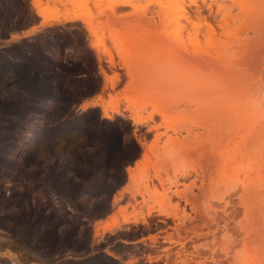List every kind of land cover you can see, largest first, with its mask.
<instances>
[{
    "label": "rangeland",
    "instance_id": "374dc122",
    "mask_svg": "<svg viewBox=\"0 0 264 264\" xmlns=\"http://www.w3.org/2000/svg\"><path fill=\"white\" fill-rule=\"evenodd\" d=\"M159 7L0 0V264H264V0Z\"/></svg>",
    "mask_w": 264,
    "mask_h": 264
},
{
    "label": "bare ground",
    "instance_id": "6f19581e",
    "mask_svg": "<svg viewBox=\"0 0 264 264\" xmlns=\"http://www.w3.org/2000/svg\"><path fill=\"white\" fill-rule=\"evenodd\" d=\"M147 17H148L147 19H150L152 21H155V17H156V18H158V20H160V22H163L166 25V32H164L161 35L156 36V37H160L162 40L164 39V40H167L169 42L170 41L176 42L177 45L179 46V48L180 47L183 48V46H182L184 44L183 34H184V32L187 31V34H188L187 38L190 40L191 43L194 44L195 47H196V45L198 46L199 39H198V34L196 32L198 25H197V23H193V21L189 19V16L187 15L186 10L184 8V0H160L159 9L151 11ZM70 18L71 17H69V16L64 17L65 20L70 19ZM189 26L191 28H189ZM34 29L35 28H31L30 30L25 31L22 34L27 35V34L31 33ZM169 29H171V30H169ZM12 37L18 38L20 36L18 34H12ZM207 38H208V36H207ZM190 59L193 60L194 55H191ZM173 62H174V67H173L174 72L177 75L181 74L180 76L182 77V79L185 78L184 82L187 81L188 85L192 89H194L193 86H195V87L197 86L196 69L194 68V66L193 67L190 66L187 62H185L181 58H176V61H173ZM180 76H179V78H180ZM211 92L212 91L209 87V90L208 89L206 90V95H205V100H204V105L206 107V113L209 114L210 116H211V95H212ZM186 105L189 106L191 109H193V107L196 108L200 105V100H197V96H196L193 100L190 99L189 101H187ZM85 106H87V103L82 104V108H84ZM221 153H222L221 149L216 151V155H217L216 156V166H218V171L226 172V168L222 169V165L225 164L224 163V160H225L224 155H226L227 152L224 150L223 154H221ZM143 154H145V153L143 152ZM126 172H127L126 177L128 176V179H133V170L131 169V167L127 166ZM112 195H113V199L117 198V192L114 194L112 193ZM223 200H224V198H223ZM223 225H224V227H226L225 223ZM111 227L112 226H107V225L103 226V225H101L100 222L94 223V231L96 234L99 233L100 228H102L104 230V229H110ZM20 258H22V257H20ZM18 261H19L18 259L17 260L16 259L15 260L10 259V264H18Z\"/></svg>",
    "mask_w": 264,
    "mask_h": 264
},
{
    "label": "crops",
    "instance_id": "0c3cea01",
    "mask_svg": "<svg viewBox=\"0 0 264 264\" xmlns=\"http://www.w3.org/2000/svg\"><path fill=\"white\" fill-rule=\"evenodd\" d=\"M25 28H26V27H25ZM25 28L19 30L18 33H20L21 31H24V30L28 29V28H26V29H25ZM26 31H27V30H26ZM24 32H25V31H24ZM22 33H23V32H22ZM20 36H26V35H20ZM123 186H124L123 188H125V184H124ZM111 198H112V200H113V195L110 197V200H111ZM107 215H108V214H103V215H100V216H95V217H93V218L91 219V222H90L91 227L94 229V223H95V222H100L101 225H103L104 223H106V221L108 220V219H106ZM147 236H148V235H147ZM126 259H127L126 257L121 258V259H120L121 264H124V262L129 261V260H126Z\"/></svg>",
    "mask_w": 264,
    "mask_h": 264
}]
</instances>
